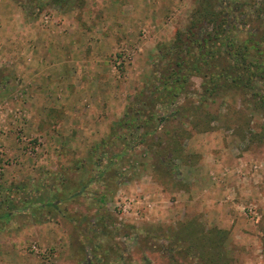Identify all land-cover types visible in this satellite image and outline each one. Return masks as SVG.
<instances>
[{"label": "rangeland", "instance_id": "rangeland-1", "mask_svg": "<svg viewBox=\"0 0 264 264\" xmlns=\"http://www.w3.org/2000/svg\"><path fill=\"white\" fill-rule=\"evenodd\" d=\"M59 1L0 0V264H264V80L200 100L211 70L187 58L167 84L182 92L156 90L159 51L203 5L243 6L228 31L246 40L264 0ZM111 159L118 180L98 178ZM136 189L152 211L119 220L111 205Z\"/></svg>", "mask_w": 264, "mask_h": 264}, {"label": "trees", "instance_id": "trees-1", "mask_svg": "<svg viewBox=\"0 0 264 264\" xmlns=\"http://www.w3.org/2000/svg\"><path fill=\"white\" fill-rule=\"evenodd\" d=\"M55 2L59 3L60 1L55 0ZM243 8L244 7L241 5H228V8L226 9L221 7L219 8L217 2L215 3V5H203L200 10L201 15L196 16L191 21L186 30L176 33V37L174 38L172 43L159 51L158 71L160 74L161 84L157 85L159 87L156 90L160 89V91H157V98H162L160 100L161 103H167L165 97L168 94L164 92L165 89L170 90L168 93H170L169 95H171L173 98L176 97V94L179 95L182 92V85L170 86L167 84H176L180 82L181 79L183 81L185 80L183 72L184 69H187L188 67L186 65L187 58H194V63H191V68L193 70L192 73H200L204 67H206V69L208 68V70H211L210 74L206 76L207 79L204 82V84L206 83V81L209 82L210 87H207L208 85H202L204 93H199L200 100L203 99V96L207 97L208 99L212 98L216 95L217 91L220 88L227 89L231 87L232 89L244 88L246 90H254V87H251L253 83V77L257 78L259 75V80H264V25L262 26V30H260V28L258 27L254 28L255 33L252 32L255 34H253L254 37H249L246 40H240L238 36L236 37V40H234V37H232L230 31H228V29L232 30L233 28H236L237 25L242 24L241 20L240 23L233 24L232 22H230V19L233 20V18H235L236 20L237 17H232V13H235L236 11ZM261 10H264V4L262 9L258 7L254 12H259ZM260 20L262 21V19ZM205 26H211L212 29L208 33H205ZM251 50H253V52H251ZM250 59H256V61H254V63L252 64ZM214 68L218 69V71L212 73ZM251 70H254L255 72L251 73ZM159 92L165 94H162L161 96ZM261 96V102H263L264 95ZM150 101L151 102L149 104H151L153 101L151 97ZM143 104L147 105L148 103L145 102ZM153 108H156V104L153 105ZM140 112V110H137L135 111V114H138ZM128 113H132V111L130 110ZM155 118L158 117H156V115H150L148 122H144L143 125H145L146 127V132L138 137L137 144L143 145L146 141H151L150 139L153 137L157 129L156 123L154 121ZM127 121V118L120 121L119 125L115 127L114 131L117 132L118 127L124 123H127ZM117 134L114 135L117 136ZM121 136L122 135L119 134L121 145L126 146L127 139ZM174 141L168 147V151L172 153H176L177 151L176 145L178 143ZM104 145H106V142H102L103 147ZM149 147L152 148L153 146L150 145ZM123 151L124 149L120 150V152L122 153L117 155L116 157L124 158L127 154H124L125 151L124 153ZM166 152L167 151L159 152L157 156L160 157ZM91 157L93 156L91 155ZM171 157H174V155L172 154ZM162 158L163 157L159 158L160 162L162 161ZM169 163L170 168L172 161L170 160ZM113 165L114 160L111 159L108 163L105 164L104 169L100 173L98 171V178L100 177L105 179V177L108 176V178L111 177L110 180L115 179L117 181L119 177L118 175H116L117 171L113 168ZM88 182L90 183V181ZM78 186L79 188L81 187V191L85 190L84 186L79 184ZM95 193L97 194L96 201H98L99 204L107 203L106 197L108 192L105 188L102 193ZM56 198L58 199L59 196H56ZM68 198H73L72 194ZM49 206L53 207L52 204H50ZM103 226L105 227V225ZM176 248L177 246H174V250Z\"/></svg>", "mask_w": 264, "mask_h": 264}, {"label": "built area", "instance_id": "built-area-1", "mask_svg": "<svg viewBox=\"0 0 264 264\" xmlns=\"http://www.w3.org/2000/svg\"><path fill=\"white\" fill-rule=\"evenodd\" d=\"M153 197L151 194L142 193L136 189L134 195L129 197L118 196L111 205V212L115 214L119 220L128 218L133 221L146 220L150 211H152Z\"/></svg>", "mask_w": 264, "mask_h": 264}, {"label": "crops", "instance_id": "crops-1", "mask_svg": "<svg viewBox=\"0 0 264 264\" xmlns=\"http://www.w3.org/2000/svg\"><path fill=\"white\" fill-rule=\"evenodd\" d=\"M209 167H210V166H209ZM225 182H226V181H225ZM230 184H231V182H229V180H228V181H227V184H225L224 187H223V186H221V187H219V186H212V187H217V188H222V189H224V190H225L224 194H225V193H227V191L229 190V186H230ZM231 186H232V184H231ZM217 199H218V198H215V199L213 200V202H214V201H217ZM212 209L215 210L216 208H212ZM209 211H211L210 213H213V212H214L213 210H209ZM224 217H225V216H224ZM224 217H220V218H219V216H218L217 218L221 219V218H224ZM219 219H217L218 222H220ZM227 219H228V221H227L228 223H227V224L232 223V218L229 219V217H227ZM230 225H231V224H230Z\"/></svg>", "mask_w": 264, "mask_h": 264}]
</instances>
